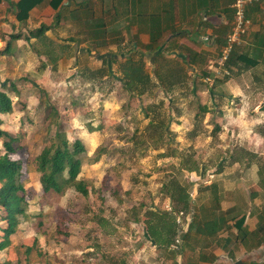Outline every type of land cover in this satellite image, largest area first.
I'll list each match as a JSON object with an SVG mask.
<instances>
[{
	"label": "rangeland",
	"instance_id": "1",
	"mask_svg": "<svg viewBox=\"0 0 264 264\" xmlns=\"http://www.w3.org/2000/svg\"><path fill=\"white\" fill-rule=\"evenodd\" d=\"M73 34L74 44L47 35L15 41L13 53L0 54V90L13 98V111L1 114L2 128L22 136L31 155L58 132L82 139L86 154L79 178L91 182L90 193L70 188L45 197L30 156L13 153L22 162L21 180L35 191L26 215H18L11 244L0 251V263L148 264L138 245L149 212H173L184 226L196 190L216 181L218 170L225 171L227 183L252 181L255 174H243L248 161L253 167L264 162V142L257 141L262 128L251 122L256 113L244 108L243 92L229 82L231 65L209 68L218 67L219 55L198 72L184 66L192 73L185 79L180 65L160 68L142 48H110L108 39L87 48L90 34ZM141 64L143 81L137 85L128 73ZM0 148L5 151L2 140ZM100 148L106 152L92 163ZM183 190L189 209L172 195ZM6 214L0 207V241Z\"/></svg>",
	"mask_w": 264,
	"mask_h": 264
},
{
	"label": "crops",
	"instance_id": "2",
	"mask_svg": "<svg viewBox=\"0 0 264 264\" xmlns=\"http://www.w3.org/2000/svg\"><path fill=\"white\" fill-rule=\"evenodd\" d=\"M19 1L0 0V49L11 34L48 27L44 36L56 40L69 37L74 44L75 31L89 33L87 48L108 39L110 48L144 49L160 68L174 63L198 72L219 55L231 29L235 0H39L26 20L19 15ZM247 13L253 21L251 33L234 50L229 82L243 92L244 108L256 113L251 122L261 125L257 141L264 142V1L250 5ZM182 73L185 79L192 74ZM258 164L253 167L248 161L243 175L255 178L239 183H227L225 171L218 170L216 181L196 190L188 223L183 226L176 216L171 243L158 246L145 230L139 254L148 264H264V162ZM177 238L182 242L174 249Z\"/></svg>",
	"mask_w": 264,
	"mask_h": 264
},
{
	"label": "trees",
	"instance_id": "3",
	"mask_svg": "<svg viewBox=\"0 0 264 264\" xmlns=\"http://www.w3.org/2000/svg\"><path fill=\"white\" fill-rule=\"evenodd\" d=\"M62 1V0H61ZM39 0H21L17 3L19 15L23 20L28 18L29 10L35 6ZM22 14V15H21ZM48 27H40L34 31L25 33L11 34L10 39L6 41L0 53H13L16 49L15 41L18 39L31 40L34 37L46 35ZM234 51L227 65H231L235 59ZM143 65L133 67L128 76L139 82L143 81L141 75ZM14 89L16 85L10 83ZM11 87V88H12ZM145 89H143L144 91ZM207 110V109H206ZM13 111V98L7 90H0V141H3L4 152L0 148V207L6 211L5 219L8 221L6 227L1 228L3 240L0 241V251L7 248L11 244V236L18 231L19 221L18 215H26L28 198L35 191L33 188H27L21 180L22 162L12 157V154L21 150L30 156L31 163L34 164L35 170L39 173V179L43 187L44 195H64L68 189L75 188L78 192L87 196L90 193L91 182L87 179H80L79 174L85 161L86 145L82 139L77 138L70 140L65 132H58L55 140L51 144L44 146L37 155L29 154L27 145L20 143L23 137L20 135H12L8 130L2 128L3 119L1 114ZM91 130H94L91 127ZM105 149L100 148L92 159V163L100 160ZM176 200L182 203L185 209H189V195L185 190L180 191L178 195L172 194ZM150 217L145 218L146 230L150 239L158 246H168L174 239L177 231V218L173 212L150 211ZM147 216V215H146ZM0 264H13L11 261H5ZM112 264H127L124 260H113Z\"/></svg>",
	"mask_w": 264,
	"mask_h": 264
},
{
	"label": "built area",
	"instance_id": "4",
	"mask_svg": "<svg viewBox=\"0 0 264 264\" xmlns=\"http://www.w3.org/2000/svg\"><path fill=\"white\" fill-rule=\"evenodd\" d=\"M264 0H235L233 3L234 18L231 24V29L226 37L225 43L222 45L220 54L218 58H215L214 64L209 66L214 72L221 70L225 65H227L230 60L235 48L246 42V39L250 36L252 24V19L248 16V7L256 2H262ZM210 37H206L209 40ZM213 65V66H212ZM219 69V70H218ZM228 72V71H227ZM182 214V213H181ZM179 218V222H181ZM181 239L177 238L172 244V248L179 249V244Z\"/></svg>",
	"mask_w": 264,
	"mask_h": 264
}]
</instances>
